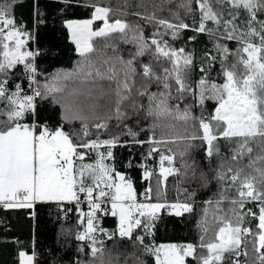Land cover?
<instances>
[{
    "label": "snow or ice",
    "instance_id": "snow-or-ice-1",
    "mask_svg": "<svg viewBox=\"0 0 264 264\" xmlns=\"http://www.w3.org/2000/svg\"><path fill=\"white\" fill-rule=\"evenodd\" d=\"M11 6L10 0L0 2V207L32 209L37 202H74V209L65 211L79 212V222H86L76 240L82 242L78 251L90 257L77 264H111L105 253L106 242L113 240L116 246L127 241L140 253L154 256L156 264H185L186 257H193L195 264H264V0H152L150 14L123 13L134 17L131 22L112 19V9L91 3L90 19L65 22L80 59L71 71L51 76L37 66L39 53L28 50L32 37L17 27ZM144 6L140 0L137 7ZM163 11L171 18L156 15ZM95 21L103 26L94 30ZM149 25L153 31L146 38ZM185 30L206 34L213 44L198 70L193 54L173 48L165 39L171 35L177 40ZM94 38L105 41L102 49L94 47ZM117 38L134 45L129 58L116 47ZM188 39L195 41L196 36ZM227 41H237L235 52ZM230 56L234 62H229ZM217 61L223 84L211 82ZM197 72L194 90L189 81ZM65 82L67 88L56 86ZM49 99L62 106L65 121L81 122L75 142L62 127L51 130L35 120L40 103ZM206 100L217 102L214 113L195 116L196 105L203 108ZM109 121L119 129L115 134ZM122 136L130 139L121 141ZM221 138L231 156L221 153ZM104 146L105 151H99ZM115 146H143L148 149L145 159L159 157L158 171H144L146 181L154 178L141 194L147 202H137L132 182L105 163L113 159ZM197 149L210 169L217 161L214 178L219 186L217 199L204 201L216 207L211 225L209 208L203 209L204 219L197 225L199 250L191 243L150 246L146 237L162 210L178 217L195 211L196 192L183 184L195 179L198 162L188 161ZM86 152L96 153L95 163H82ZM169 177L181 178L175 184L176 196L172 202H160L166 198ZM200 178L206 187L203 172ZM81 194L87 212L80 208ZM225 202L226 211L221 207ZM107 203L111 215L119 217L118 229L111 234L98 227L97 213H107L109 209L102 208ZM248 204L253 207L246 208ZM257 204L258 225L253 211ZM210 227L212 239L206 242ZM19 256L20 264H33L35 253L21 251ZM242 256L251 260L242 262ZM132 264L144 262L134 256Z\"/></svg>",
    "mask_w": 264,
    "mask_h": 264
},
{
    "label": "trees",
    "instance_id": "trees-1",
    "mask_svg": "<svg viewBox=\"0 0 264 264\" xmlns=\"http://www.w3.org/2000/svg\"><path fill=\"white\" fill-rule=\"evenodd\" d=\"M2 2V0H0ZM12 6L10 13L15 18V22L18 28H21L30 33L31 39L28 41L27 48L31 51L38 52L36 57V63L39 69L45 73V75L51 76L61 70L71 71L77 61L80 59L76 52V46L71 40L70 33L66 27V21L76 19H90L93 9L89 7L91 3L101 4L105 7L112 9L111 18L125 19L133 21L132 15L125 16L123 13H135L141 12L142 14H150L153 11L152 0H144V7H137L140 4V0H70L69 3H65L64 0H10ZM159 0H157V3ZM173 11L175 7L173 6ZM157 16L163 18H171L168 11L157 12ZM185 22H190V18ZM100 21H96L98 25ZM208 27H213L209 23ZM153 31L152 26L149 25L145 30V37L151 36ZM196 36L195 41H190L188 38ZM169 44L176 49L184 48L186 53H191L194 56V63L197 70L201 66V61L206 50H212L213 44L209 40L206 34L196 35L191 30H185L180 34V38L173 40L171 35L165 37ZM94 47L103 48L105 41L98 38H94ZM116 47L124 54V58H129L127 53L134 51V45L131 43L125 44L115 40ZM228 47L231 52H235L237 48V41H227ZM109 54H112V50L108 49ZM215 55V51H212ZM229 62H234L232 56L229 57ZM215 71L211 73V82L217 84H223V78L217 76L219 71V62L213 65ZM19 71V70H18ZM17 71V74H18ZM200 78L198 72L193 73L189 83L193 85L195 89V81ZM41 83L44 82V78L41 77ZM16 81L13 80V83ZM57 87L67 88V82L64 84H57ZM155 91V87H152ZM83 99V97H81ZM192 102L191 100L189 101ZM100 103L103 104L104 100L101 99ZM217 102L215 100H206L203 108L196 105L194 115L200 117L203 115L207 118L210 114L214 113V108ZM102 115V113H100ZM35 120L41 124H45L51 130L57 128H63L74 140L78 139L77 133L81 130V122L79 120L65 121L64 109L60 104L53 103L50 99L40 103ZM103 122V121H96ZM110 131L112 134L119 131L115 128V121H109ZM89 128H94V122L89 123ZM96 138L95 134L92 136ZM109 135H101L100 139H108ZM143 138V137H142ZM130 139L128 137H121V141ZM221 145V153L225 156H231L229 151L230 146H226V142L221 138L219 140ZM107 147V146H106ZM104 147V148H106ZM113 159L112 164L117 172L123 173L127 180L132 182V185L137 193L138 200H144L141 194L148 186L149 182L144 179L145 168L148 170L155 169L158 171L159 157L145 159L144 155L148 151L143 146H115L112 149ZM192 159L188 162L192 163L193 160L198 162L196 168L195 179H190L183 184L184 188H187L189 192L195 191V211L193 214L184 213L182 216H175L169 214L171 210H162L159 213L160 219L156 221L155 228L151 235L146 237V243L151 245L159 243H191L197 246L199 250L201 231L197 225L204 219L203 209L209 208L208 221L209 225L212 222V210L216 207L215 203L211 206L204 203V201L217 199L214 195L218 192L219 186L215 180V171L217 161L214 159L211 165V169L207 167V161L203 159L204 153L197 150L192 152ZM96 153L86 152L84 161L93 163ZM76 160V158H75ZM84 162V163H86ZM248 162L247 157L244 158V163ZM77 162V167L79 166ZM203 172L207 178V186H203V181L200 178V174ZM191 176V172L189 173ZM177 179L169 177L167 181L166 198L161 199L160 202H172L176 196L175 184ZM230 197L234 193L229 194ZM180 199L183 201L185 198L181 195ZM80 208L85 211L86 204L84 202V196L81 194ZM152 202H157L153 198ZM226 203L221 207L226 209ZM247 207H253L252 204L246 205ZM65 209H74V202H63L58 204L57 202H37L32 209H5L0 207V264H20L19 253L25 251L33 254L34 264H77L79 261H88L89 256L78 251L81 243L76 240V234L78 231H83L85 223L81 224L78 220L80 213L75 210L65 211ZM253 211L257 213V217L254 221L258 225V204L253 208ZM99 226L105 229L109 234L118 229L117 217H113L108 211H100L97 213ZM245 226L251 227L250 224ZM218 230V229H217ZM138 234H143L142 229L137 230ZM103 238V237H102ZM212 229L209 228L206 242H211ZM117 241L106 242L105 258L111 260V264H132L134 256H138L144 264H156L154 256L147 253H140L134 246L127 241H122L118 246ZM201 255L206 254V250ZM242 262L244 260H251L250 257H241ZM185 264H195L193 257H186Z\"/></svg>",
    "mask_w": 264,
    "mask_h": 264
},
{
    "label": "rangeland",
    "instance_id": "rangeland-1",
    "mask_svg": "<svg viewBox=\"0 0 264 264\" xmlns=\"http://www.w3.org/2000/svg\"><path fill=\"white\" fill-rule=\"evenodd\" d=\"M76 20H86V19H76ZM101 26H103V24H102V21H100V23H98V25L96 24V21L94 22V24H93V29L95 30L96 28H98V27H101ZM29 50V49H28ZM104 147H106V146H104ZM104 147H102L99 151H101V152H104L105 151V148ZM85 156V155H84ZM75 158L76 157H74V160H75ZM95 160H96V157H95ZM95 160L93 161V163H95ZM84 162H86V161H84ZM83 162V163H84ZM105 163H107V164H109L110 166H113V164H112V160H106L105 161ZM85 164H89V162H86ZM158 170H159V166H158ZM116 171V170H115ZM149 171H151V170H149ZM117 172V171H116ZM119 173H121V172H119ZM122 175H123V173H121ZM124 176V175H123ZM134 188V187H133ZM137 202H147V201H145V200H138L137 199ZM165 202V201H164ZM83 203V202H82ZM110 207H111V205H110V203H109V206L108 207H103V208H109V211H110ZM84 212H86V211H84ZM111 213V212H110ZM98 216V215H97ZM117 217V221H118V225H119V217L118 216H116ZM99 220V219H98ZM85 226H86V222H85ZM98 226H99V221H98ZM172 244H174V245H187V244H189V243H183V244H178V243H159V244H154V245H151V246H155V247H159V246H161V245H172ZM25 252V251H24ZM27 253V252H26ZM27 254H29V255H31L30 253H27ZM186 259V258H185ZM33 264H34V262H33Z\"/></svg>",
    "mask_w": 264,
    "mask_h": 264
},
{
    "label": "built area",
    "instance_id": "built-area-1",
    "mask_svg": "<svg viewBox=\"0 0 264 264\" xmlns=\"http://www.w3.org/2000/svg\"><path fill=\"white\" fill-rule=\"evenodd\" d=\"M141 197L144 198L142 195H141ZM84 202H85V204H86V206H87L86 209H85V211L87 212V211H88V205H87V202H86V201H84ZM108 206H109V203H107V204H105V205H102V208H103V207H108Z\"/></svg>",
    "mask_w": 264,
    "mask_h": 264
}]
</instances>
